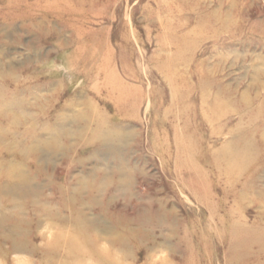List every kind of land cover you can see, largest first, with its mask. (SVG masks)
I'll return each instance as SVG.
<instances>
[{
	"label": "rangeland",
	"instance_id": "obj_1",
	"mask_svg": "<svg viewBox=\"0 0 264 264\" xmlns=\"http://www.w3.org/2000/svg\"><path fill=\"white\" fill-rule=\"evenodd\" d=\"M0 264H264V0H0Z\"/></svg>",
	"mask_w": 264,
	"mask_h": 264
},
{
	"label": "bare ground",
	"instance_id": "obj_2",
	"mask_svg": "<svg viewBox=\"0 0 264 264\" xmlns=\"http://www.w3.org/2000/svg\"><path fill=\"white\" fill-rule=\"evenodd\" d=\"M230 157V156H229ZM226 157V160L228 161V162H230V163H234V159L232 158V157ZM239 157V156H238Z\"/></svg>",
	"mask_w": 264,
	"mask_h": 264
}]
</instances>
